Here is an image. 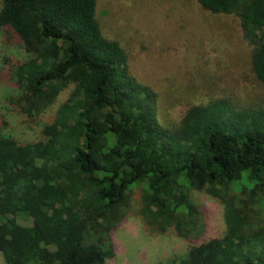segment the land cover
Segmentation results:
<instances>
[{"label":"trees","instance_id":"trees-1","mask_svg":"<svg viewBox=\"0 0 264 264\" xmlns=\"http://www.w3.org/2000/svg\"><path fill=\"white\" fill-rule=\"evenodd\" d=\"M1 1L0 27L17 35L26 55L11 70L19 110L38 115L69 89L39 140L0 135L4 262L109 264L112 234L140 187L138 213L156 232L202 236L193 190L223 206L225 233L165 264H264V105L214 97L163 124L156 92L105 37L97 0ZM196 1L238 18L250 70L264 87V0ZM18 213L31 224H19Z\"/></svg>","mask_w":264,"mask_h":264},{"label":"rangeland","instance_id":"rangeland-1","mask_svg":"<svg viewBox=\"0 0 264 264\" xmlns=\"http://www.w3.org/2000/svg\"><path fill=\"white\" fill-rule=\"evenodd\" d=\"M96 9L105 37L119 42L132 73L156 92L161 123L178 121L189 105L214 97L240 106L264 105V87L250 70L251 47L235 15L212 13L196 0H97ZM25 56L17 35L0 27V135L32 142L42 137V126L54 118L69 89L44 112L27 117L14 103L19 91L11 79L13 65ZM140 197L136 187L126 218L112 234L115 252L109 264H165L191 245L225 233L223 206L204 191L191 193L204 218L197 239L181 237L173 228L151 230L138 213ZM16 220L31 224L22 213ZM0 264H6L1 252Z\"/></svg>","mask_w":264,"mask_h":264}]
</instances>
